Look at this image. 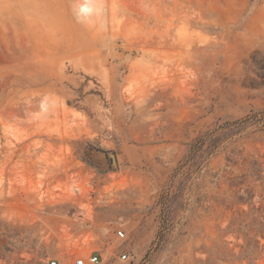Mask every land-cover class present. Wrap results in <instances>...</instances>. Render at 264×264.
I'll use <instances>...</instances> for the list:
<instances>
[{"label":"rangeland","instance_id":"1","mask_svg":"<svg viewBox=\"0 0 264 264\" xmlns=\"http://www.w3.org/2000/svg\"><path fill=\"white\" fill-rule=\"evenodd\" d=\"M82 1L0 0V264H264V0Z\"/></svg>","mask_w":264,"mask_h":264},{"label":"built area","instance_id":"2","mask_svg":"<svg viewBox=\"0 0 264 264\" xmlns=\"http://www.w3.org/2000/svg\"><path fill=\"white\" fill-rule=\"evenodd\" d=\"M118 235L120 237H125V232L123 230H119ZM127 258V254L123 255V259ZM101 262V255L98 253H90L89 255H80L75 258L74 264H99ZM49 264H64V262L59 258L51 259Z\"/></svg>","mask_w":264,"mask_h":264},{"label":"bare ground","instance_id":"3","mask_svg":"<svg viewBox=\"0 0 264 264\" xmlns=\"http://www.w3.org/2000/svg\"><path fill=\"white\" fill-rule=\"evenodd\" d=\"M93 9V0H83L79 5V10L82 14H89Z\"/></svg>","mask_w":264,"mask_h":264},{"label":"water","instance_id":"4","mask_svg":"<svg viewBox=\"0 0 264 264\" xmlns=\"http://www.w3.org/2000/svg\"><path fill=\"white\" fill-rule=\"evenodd\" d=\"M109 156L113 159V165L115 166L116 165V159H115V155H114V153H109Z\"/></svg>","mask_w":264,"mask_h":264},{"label":"trees","instance_id":"5","mask_svg":"<svg viewBox=\"0 0 264 264\" xmlns=\"http://www.w3.org/2000/svg\"><path fill=\"white\" fill-rule=\"evenodd\" d=\"M209 142H212V137L211 138H209V140H208Z\"/></svg>","mask_w":264,"mask_h":264}]
</instances>
